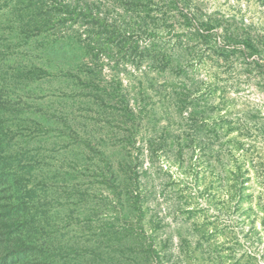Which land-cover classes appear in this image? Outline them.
Masks as SVG:
<instances>
[{
	"label": "rangeland",
	"instance_id": "374dc122",
	"mask_svg": "<svg viewBox=\"0 0 264 264\" xmlns=\"http://www.w3.org/2000/svg\"><path fill=\"white\" fill-rule=\"evenodd\" d=\"M81 1L106 18L101 40L108 47L96 61L82 42H74L73 60L88 62L95 71V91L103 99L76 95L71 78L41 84L47 95L49 89L71 93L65 101L46 96L44 103L48 97L68 111L71 125L102 151L88 162L110 163L118 178L124 168L133 193L140 194V210L128 213V205L117 204L97 177L88 189L87 205L99 217L93 227L111 223L126 232L121 227L134 218L130 240L120 242L124 256L112 252L113 259L105 255L102 264L141 263L140 250L149 252L152 264H264V0ZM3 4L0 0L1 96L11 104L25 95L33 102L38 87L19 76L25 64L32 70L23 56L34 47L23 27L31 19L11 15ZM203 22L209 25L207 36L194 33ZM77 25L69 32L85 38L84 25L79 33ZM153 57L163 62L161 70L150 68ZM51 140L40 146L57 172L67 168L66 159L87 162L84 144L68 146V139L57 138L56 151L48 152ZM80 172L73 183L68 174L65 182L62 174H48L54 205L57 200L66 209L68 190L87 187L93 178ZM77 208L83 216V200ZM82 216L69 220L67 234L84 228ZM111 241L121 250L117 236ZM85 257L72 262L89 264Z\"/></svg>",
	"mask_w": 264,
	"mask_h": 264
},
{
	"label": "trees",
	"instance_id": "16d2710c",
	"mask_svg": "<svg viewBox=\"0 0 264 264\" xmlns=\"http://www.w3.org/2000/svg\"><path fill=\"white\" fill-rule=\"evenodd\" d=\"M3 6H8L11 15L31 19V22L27 19L23 27L27 31L26 42L31 38L29 44L34 43V47L29 46L23 56L26 55L25 57L32 61L29 62L32 70L25 64V71L22 69L19 76L24 84L28 81L34 82L39 94H33V102H28L25 95L24 100L11 104L10 100L2 98L0 90V264H75L73 260L85 256V261L89 264L98 262L102 264L105 255H108L109 260L113 259L112 252H119L124 256L122 240L124 237L127 238L124 244L130 240L132 234L130 235L128 231L131 233L134 231V218L131 216V221H126L129 227H121L126 228V232L113 228L111 223L93 227L94 221H98L99 217L95 216L96 212L92 210L91 204L87 205L86 198L91 195L88 189L93 187L94 182H98L97 177L100 183L106 184V189L115 194L117 204L131 206V208L125 206L128 213L140 210L137 204L140 194L133 193L131 185L134 183L129 181L124 168H119L122 169L124 176L118 178L110 168V163L101 167L98 162H88L93 156H101L102 151L97 146L90 145V141L80 135L78 128L71 125V120L67 118L68 111H62V107L60 109L54 107L51 98L47 97V102L44 103L46 96L65 101L70 99L71 93L56 94L55 90L49 89L50 94L47 95L41 84L43 82L51 84L61 77L65 78L64 80L71 78L74 90H79L76 95L91 96L93 101L96 97H99V100L103 99L102 94H98L101 92L95 91L97 87L95 71H92L88 62L75 64L72 46L74 42H82L85 50L91 51L89 53L95 60L99 59V52L108 47L105 41L101 40L103 32L106 31V18L92 12L88 4L81 0H4ZM74 24H78L76 30L78 33V28L84 25L85 38L81 39V34H78L74 39L69 32ZM131 26L128 25V28ZM201 26L202 28L196 26L194 33L198 31L203 36L209 35V25L203 22ZM146 30L147 28H142V31ZM146 32L147 35L157 34L154 30ZM120 36L126 34H119L118 37ZM111 38L115 37L108 36L107 39ZM117 41L126 44L127 39L119 38ZM133 43L135 42L131 45ZM163 57L165 58V54L160 55L161 60ZM153 58L150 61V68L161 70L163 65H158L163 62ZM74 68L75 73L72 72ZM28 74L32 77H27ZM23 88L27 91L29 89L26 86ZM103 91L107 94L105 88ZM57 138L60 141L68 139V146L84 144L88 147V151L83 155L87 162L79 164L74 162L77 158L68 162L66 159L67 168L62 173L57 172V165L52 164L51 156L40 146V142L52 139L51 147L47 151L54 152ZM80 171L87 172L88 176L93 178L89 179L87 187L85 186L82 192H78L79 189L75 193L68 190V198L64 203L66 209H62L57 200L54 205L52 202L54 194L50 192L51 182L48 181L51 177L48 178V174L52 172L55 177L56 173L62 174L61 181L64 182V176L68 174V182L73 183L77 175L84 174ZM75 186L73 184L69 189ZM98 191L101 195V190ZM81 200L85 204L83 216L81 210L77 208ZM73 216L76 218L82 216L85 225L78 232L67 234L69 220ZM78 235L82 240L81 245L77 244ZM112 235L118 237L121 250L118 246H113ZM137 235L136 233L133 242L138 241ZM127 245L131 246V243ZM139 252L143 262L136 264H152L148 251ZM122 260L128 261L127 257H123ZM118 261L117 259L114 264H124Z\"/></svg>",
	"mask_w": 264,
	"mask_h": 264
}]
</instances>
